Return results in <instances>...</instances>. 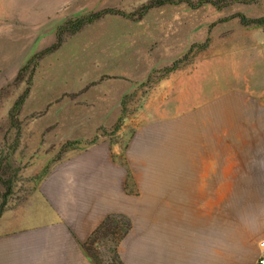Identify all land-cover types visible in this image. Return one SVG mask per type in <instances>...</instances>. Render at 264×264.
Returning <instances> with one entry per match:
<instances>
[{"label": "rangeland", "instance_id": "obj_1", "mask_svg": "<svg viewBox=\"0 0 264 264\" xmlns=\"http://www.w3.org/2000/svg\"><path fill=\"white\" fill-rule=\"evenodd\" d=\"M212 97L222 128L264 126V0H0V162L19 170L9 230L47 210L54 166L100 144L127 159L140 131ZM120 219L92 255L115 257Z\"/></svg>", "mask_w": 264, "mask_h": 264}, {"label": "crops", "instance_id": "obj_2", "mask_svg": "<svg viewBox=\"0 0 264 264\" xmlns=\"http://www.w3.org/2000/svg\"><path fill=\"white\" fill-rule=\"evenodd\" d=\"M217 101L140 131L127 159L100 144L54 166L40 180L45 212L26 208L14 230L0 215V264H258L264 126L222 128ZM108 216L127 218V232L115 257L92 255L89 238Z\"/></svg>", "mask_w": 264, "mask_h": 264}, {"label": "trees", "instance_id": "obj_3", "mask_svg": "<svg viewBox=\"0 0 264 264\" xmlns=\"http://www.w3.org/2000/svg\"><path fill=\"white\" fill-rule=\"evenodd\" d=\"M18 172L19 170L17 168H13L12 165H3L0 162V215L5 211L6 205L15 194L16 190L14 183L18 180ZM121 218L123 219V231L124 233H126L129 223L123 217ZM116 220L117 219L115 216L106 217L104 221L91 234L89 238V244L92 245V243L96 242L99 237L105 236V234L111 232L112 227L116 226L117 224ZM120 221L121 219H118V223Z\"/></svg>", "mask_w": 264, "mask_h": 264}, {"label": "built area", "instance_id": "obj_4", "mask_svg": "<svg viewBox=\"0 0 264 264\" xmlns=\"http://www.w3.org/2000/svg\"><path fill=\"white\" fill-rule=\"evenodd\" d=\"M258 264H264V239L259 241Z\"/></svg>", "mask_w": 264, "mask_h": 264}]
</instances>
